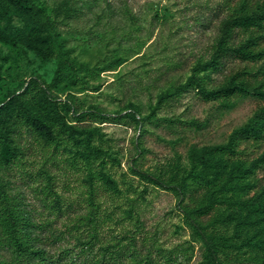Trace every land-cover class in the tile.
<instances>
[{"label":"rangeland","instance_id":"374dc122","mask_svg":"<svg viewBox=\"0 0 264 264\" xmlns=\"http://www.w3.org/2000/svg\"><path fill=\"white\" fill-rule=\"evenodd\" d=\"M242 2L0 6V135L15 132L16 153L12 167L0 163V200L2 191L21 195L42 224L40 244L50 264H69L68 247L81 254L74 264H100L104 249L127 236L138 237L140 255L147 252L144 239L154 242L164 256L159 264H216L183 212L195 183L216 203L204 230L227 240L222 262L264 264V215L247 208L264 195V141L240 140L233 159L216 153L249 123L260 101L252 93L234 95L229 104L208 99L238 63L225 57L216 65L219 47L249 36L225 30ZM263 64H240L252 73L251 87H264ZM37 121L50 133L38 130ZM180 185L187 189L182 203ZM43 189L69 209L58 222L43 206ZM94 201L101 206L98 236L96 220L89 222ZM8 232L0 228V239ZM92 235L98 239L88 249L83 243ZM6 255L1 247L0 260Z\"/></svg>","mask_w":264,"mask_h":264},{"label":"trees","instance_id":"16d2710c","mask_svg":"<svg viewBox=\"0 0 264 264\" xmlns=\"http://www.w3.org/2000/svg\"><path fill=\"white\" fill-rule=\"evenodd\" d=\"M253 2L254 0H243L240 7L241 12L235 18L225 22V30L227 32L238 35V32L242 31L249 36L239 44L221 45L213 61L217 65L221 63V58L232 57L237 59L238 63L230 70V81L220 91L211 93L208 99L221 100L222 103L229 104V99L234 95L252 93L260 101L249 123L233 135L227 145L216 149L218 155L226 156L230 159H233L236 155V147L240 140L264 141V87H251L252 79L250 77L252 73L248 71L247 67L240 66L243 63L255 64L264 61V5H261L262 0ZM21 3L27 5L28 0H0V6L6 11H9L12 5ZM243 80L246 81L242 83ZM250 89L253 90L250 91ZM36 124L37 129L43 134L50 133L49 127L44 123L37 121ZM14 136L15 132L13 131H8L5 138L0 135V163L5 165L6 168L12 167L16 161V153L12 146ZM262 161L264 162V160ZM195 184L192 189L190 203L183 212L191 220V225L194 227L195 232L204 241L209 259L213 263L224 264L220 258V251L228 248L227 240L224 237L216 239L204 230V225L213 219L216 212V203L213 201L210 191H205V187L199 183ZM176 191L181 203L184 202L187 199L186 187L180 185L176 187ZM43 193L45 195L42 198L43 206L48 211L49 216L56 218V222H58L68 213L69 209H64L59 197H50L49 193L44 192V189ZM2 194L3 200H0V228L8 227L9 232L0 239V248H4L6 256H8L6 260H0V264H42L45 260L50 264L52 256L40 244V241L44 238H41L38 233L39 229L42 228V224H37V219L32 216L31 210L21 200V195L7 196L3 191ZM92 195L95 198L97 197L95 192ZM92 204L97 209L92 212L89 222L93 223L96 220L92 233L98 236L102 232V228L95 213L101 206L97 205L95 201ZM247 208L255 215H264V195H257L247 202ZM64 224V231L70 232V225L65 222ZM97 239L95 235H92L90 239L84 240L83 246L92 249ZM144 240L146 242V239ZM124 241L125 243L122 245H108L104 249V255L99 259L100 264H131L130 260L138 257L139 259L132 264H159L161 260H164L161 249L154 242H151L150 245L144 242L147 252L140 255L142 247L139 250L138 237L127 236ZM158 253L160 254L159 256ZM80 255L73 247H68L67 256L71 257L66 260L69 264H74L76 260L81 258Z\"/></svg>","mask_w":264,"mask_h":264}]
</instances>
